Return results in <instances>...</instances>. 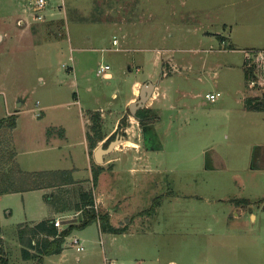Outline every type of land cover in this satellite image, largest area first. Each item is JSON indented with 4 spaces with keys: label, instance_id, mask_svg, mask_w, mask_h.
Masks as SVG:
<instances>
[{
    "label": "rangeland",
    "instance_id": "1",
    "mask_svg": "<svg viewBox=\"0 0 264 264\" xmlns=\"http://www.w3.org/2000/svg\"><path fill=\"white\" fill-rule=\"evenodd\" d=\"M46 7L0 0V31L8 34L0 42V120H18L0 135L18 153L13 164L39 171L67 167L76 154L84 161L81 147L50 146L60 126L74 141L85 125L93 138L115 129L104 148L120 141L104 155L112 161L99 186L88 172L75 185L48 189L49 202L41 190L0 195L11 263L36 262L22 257L21 223L59 216L61 229L80 224L75 202L87 189L120 233L98 220L77 226L65 250L43 264H264V111L248 110L244 100L254 81L263 82L247 50L264 49V0H50ZM102 64L110 76L98 74ZM147 79L161 86L136 112L152 115L143 125L127 102ZM214 92L221 96L212 102Z\"/></svg>",
    "mask_w": 264,
    "mask_h": 264
},
{
    "label": "trees",
    "instance_id": "2",
    "mask_svg": "<svg viewBox=\"0 0 264 264\" xmlns=\"http://www.w3.org/2000/svg\"><path fill=\"white\" fill-rule=\"evenodd\" d=\"M260 67L262 70L264 69L263 65H260ZM262 72L264 73V70ZM246 74L248 75L247 71ZM247 78H249V76H247ZM260 86L258 85L256 87L257 91L247 88L248 94L246 97V108L248 110L264 111V84H261ZM135 116L143 125L152 121V115H146L142 110H139ZM92 119V129L95 131V134H97L98 131L101 130L100 114H94ZM8 126L12 129L15 128V115H12L9 119L0 120V132L3 128H8ZM88 138L92 142V149H95L98 146L99 141L104 139L103 136L100 138H93L91 132L88 133ZM111 138L112 137L108 138L106 144L111 141ZM2 140L3 138L0 135V194L42 189L45 187L64 189L65 186L75 184L72 172L67 170L25 172L21 170L19 164L18 167H15L13 163L17 162V153L15 150H11L12 152L9 153ZM98 166L99 167L93 174L94 185L97 184L102 172L103 166ZM46 200L49 202L51 196L46 195ZM240 201L242 203H250L248 199H241ZM95 202L94 192L92 190H82L79 198L75 202V208L77 209V212H82L84 214L83 220L80 224L72 221L68 227L63 229L56 226L55 218L44 219L38 222L21 223L18 227V236L22 245V257L25 260H36L33 264H43L44 259L47 256L61 254L64 251L67 237L75 227H84L97 220L101 221V227H107L108 230L113 233H120V228L114 227L110 224L109 213L100 214L96 211L95 205L97 204H95ZM4 241L5 240H3V236H1L0 232V264H12L8 256L5 254Z\"/></svg>",
    "mask_w": 264,
    "mask_h": 264
},
{
    "label": "crops",
    "instance_id": "3",
    "mask_svg": "<svg viewBox=\"0 0 264 264\" xmlns=\"http://www.w3.org/2000/svg\"><path fill=\"white\" fill-rule=\"evenodd\" d=\"M7 35L8 34H7L6 31H0V42H5L6 39H7V37H8ZM147 80H148V82H152L149 79H147ZM141 83L142 82H138V83L135 84V91H134L132 97L129 98V101L127 102L128 105L131 104L132 102H134L135 99H136L135 95H138V93L141 92V88L143 86ZM153 83L156 85L155 91H154L153 94L155 95V94H157V92L159 94V92H160L159 91V86H161L160 85L161 83H157V84L155 82H153ZM247 94L244 95L245 103H246ZM17 127H18V120H16V126H15L14 129H17ZM60 127H61V130L63 132L61 134L60 141L57 142L58 140L57 139H54L53 141H51V143H50L51 145L50 146L53 147V148H62L63 147L62 144H63V142H65V143H68L69 146H73V149H77L78 147H81L82 148V155L84 156V161H83V159L81 161V159L79 158V155L76 154V155L72 156L71 159H69V160L66 161L67 164H68L67 167L65 166V167H61V168L58 167V168H51V169H41L39 171H44V172H48V171H60V170L70 171V172H72V176H73V178L75 180V184H77L78 183L77 181L79 179L83 178V177L85 178V176H87V173L88 172L90 174V177L89 178L86 177V178L87 179H92L93 178V174H94V171H95L94 168H93V162L96 161L98 163V165L103 166L102 167L103 170H102V172H101V174L99 176L98 182L96 184V185H98L99 184V180L102 178V176L104 174H106V169L108 167V163H110L112 160L107 161L106 158H105V156H104L105 154H104L103 155V161H102L103 163L102 162H98L97 159H96V156H95V151L100 146H103L104 147V142H106L108 140V138L111 137V135L115 132V129H113V131H111L110 134L104 136V139H102L101 141H99L98 146L93 150V154H92L91 153V149H90L91 148V144H89V140H88L87 125L83 126V128H80V130H79V137L75 141L72 138H70L72 131L69 129L68 126L67 127L66 126H60ZM48 134H50L49 131H47L46 137L48 136ZM72 134H73V132H72ZM70 139L72 140L71 142L69 141ZM117 139H119V138H117ZM119 141H120V139H119ZM135 145H138V144L135 143ZM116 149H118V147ZM17 156H18V153H17ZM125 161L126 162H131V161L133 162L134 160H131V157H128L127 160H125ZM19 167L21 168V166H19ZM23 168L25 169L26 166H24ZM28 169L29 170H33L32 168H28ZM28 169H26L25 172H34L35 171V170H33V171H27ZM21 170H23V169L21 168ZM69 186H72V185L65 186V188H67ZM50 188H54V187H47V188L45 187V188H42V189H35V190L45 191L44 194L46 196L47 195L46 194L47 193V190L50 189ZM82 190L83 189H81V191ZM85 190H87V189H85ZM28 191H33V190L16 191V192L4 193V194H11V193H17V192H22L23 193V192H28ZM81 191H80V193H81ZM4 194H0V195H4ZM109 211H111V208L109 209ZM51 218L58 219L59 216L49 217V218H46V219H51ZM26 222H38V221L33 220V221H26ZM65 248H66V246H65ZM172 264H176V263L172 262Z\"/></svg>",
    "mask_w": 264,
    "mask_h": 264
},
{
    "label": "built area",
    "instance_id": "4",
    "mask_svg": "<svg viewBox=\"0 0 264 264\" xmlns=\"http://www.w3.org/2000/svg\"><path fill=\"white\" fill-rule=\"evenodd\" d=\"M35 5L37 6L38 9L40 10H44L46 9L50 3V0H34ZM46 18V16L44 14H38L36 16L37 20H44ZM114 44L118 45L119 41L117 38L114 39ZM250 58H253V60L257 61L258 64L263 65L264 66V49L260 48V49H248L247 50V59L249 60ZM111 70V66L109 64H102L99 69H98V74L99 75H104V76H110ZM254 81V80H253ZM261 84H264V77H263V82ZM260 85V84H256L255 81L253 82V85H251V89L253 91H257L256 87ZM221 96L220 93H208L207 94V98L212 101L215 102L219 97ZM56 226H58L59 228L61 227L62 222L59 219H56L55 221ZM72 245L76 246L80 249V251H84L85 250V245L84 242H82L79 238H75L72 241Z\"/></svg>",
    "mask_w": 264,
    "mask_h": 264
},
{
    "label": "water",
    "instance_id": "5",
    "mask_svg": "<svg viewBox=\"0 0 264 264\" xmlns=\"http://www.w3.org/2000/svg\"><path fill=\"white\" fill-rule=\"evenodd\" d=\"M155 87L156 85L153 82H147L143 84L140 92V98L130 104V110L134 116L136 115V112L139 108H144L146 106L147 101H149L155 91ZM117 142H119V139L112 141L107 148H104L103 146L98 147L95 151L97 161L102 162L103 155L112 151L116 146Z\"/></svg>",
    "mask_w": 264,
    "mask_h": 264
}]
</instances>
